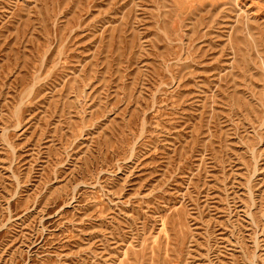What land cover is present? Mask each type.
<instances>
[{
	"label": "rangeland",
	"instance_id": "1",
	"mask_svg": "<svg viewBox=\"0 0 264 264\" xmlns=\"http://www.w3.org/2000/svg\"><path fill=\"white\" fill-rule=\"evenodd\" d=\"M0 264H264V0H0Z\"/></svg>",
	"mask_w": 264,
	"mask_h": 264
}]
</instances>
